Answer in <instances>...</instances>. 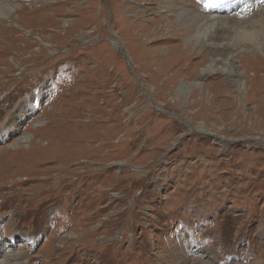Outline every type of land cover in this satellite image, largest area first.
Instances as JSON below:
<instances>
[{"label":"rangeland","instance_id":"obj_1","mask_svg":"<svg viewBox=\"0 0 264 264\" xmlns=\"http://www.w3.org/2000/svg\"><path fill=\"white\" fill-rule=\"evenodd\" d=\"M6 5L0 262L18 254V264H264V81L251 80L238 58L248 50L262 58V48L220 24L207 34L230 31L242 91L230 70H200L204 91L179 98L155 91L178 84L152 81L141 46L156 44L129 29L165 21L160 55L176 45L192 53L205 49L204 36L167 40L202 32L196 16L233 15L240 0H0ZM252 30L264 44V26ZM25 43L40 50L21 53ZM213 98L212 111L200 109ZM52 145L57 159L35 150Z\"/></svg>","mask_w":264,"mask_h":264},{"label":"bare ground","instance_id":"obj_2","mask_svg":"<svg viewBox=\"0 0 264 264\" xmlns=\"http://www.w3.org/2000/svg\"><path fill=\"white\" fill-rule=\"evenodd\" d=\"M240 2H241L240 7L235 9L236 11L234 12L233 15L230 14V11L228 9L223 14L220 12L221 10H219V11H210L208 13H204L196 16L197 19L194 18V20H196V23L202 22L203 24L202 26H207V28L202 32L200 31V28L194 29L190 27L184 30V36L174 35L167 40V41H172L173 39L180 40L181 38L183 40H187L189 38L188 34L190 32H193L194 33L193 35L196 36L195 37L190 36V38H194L197 44L198 40L196 39H200L201 36H204L206 41L201 45H203L205 49L197 50L196 48L193 50L192 53L190 52L189 46L182 47L181 45H176L173 48H171L170 52H167L165 55L162 56L160 55L159 53L160 45H158L159 43L158 39L163 37L164 31H166L165 28L169 26L168 24L165 23V21L159 22L156 19H150L148 21H145V23L131 24L129 26V29L136 32L135 36L137 37V40L147 37L150 39L152 44L153 43L156 44L154 47L150 46L151 48L148 49L144 45H142L144 47L141 46V48L144 49V55L142 57V60L143 59L149 60L148 62L146 61L145 64L149 65L148 71L151 70L152 81H156V80L161 81L162 79H165L167 83L171 80H175V82L178 84V86L175 85V83L165 84L163 86V89L158 87L155 90L156 92L158 93L166 92L171 94L175 93L179 98H181L186 96L187 91L195 89L197 87L200 90L204 91V88H202V85L199 83L201 81L200 70L202 72H206L207 75H210L213 72L219 71L218 73L220 72L223 73V72H228V70H230L231 71L230 75L233 82L237 86L238 90L242 91L243 89L242 73L239 72L237 67L235 66L237 59H235V53L232 50L233 47L231 46L230 43V31L225 30L224 33L220 36L218 35L210 36L211 34H213L212 31L217 30L218 28L217 26H219L220 24H227L230 26V28L232 26V30L235 29L237 32H239L240 36H242L243 38L242 41L253 43L252 46L257 48L256 50L262 48V58L258 57L254 53H250L252 52L250 50L247 51L249 53L244 52L240 54L238 58L240 64H242L243 67L247 66L248 69H251V72L253 73L251 80L259 79L261 81H264V47H262L264 46V44H263V36L261 34L262 31L259 30L255 32L254 30H252L253 27H259L261 29L262 26H264V18H263L264 13L257 14L258 13L257 10L259 8L264 10L263 9L264 3H262L260 0H240ZM245 9L247 10L245 11ZM12 10L13 9L10 8L9 5H6L5 7H1L0 22L8 20L9 14L12 12ZM250 15L251 16L253 15L255 17L248 18V16ZM175 17L177 18L179 17V15L176 14ZM238 17H241L243 21H239L237 19ZM180 19L181 18H178L177 20L180 21ZM241 22L242 24H240ZM7 23H9V21H7ZM9 31L10 32L13 31V33L19 32V30H15V29L14 30L10 29ZM207 33H210L209 35L210 37L208 36ZM4 39L7 38L4 37ZM37 40L38 42H42L39 39ZM42 44L44 45L45 43L42 42ZM187 44L190 45L191 41L188 40ZM114 45L118 47L117 43H115ZM32 48L34 50L39 49V47H37V45L34 46L33 43L32 44L25 43V46L24 45L21 46L20 52L21 53L23 51L26 52L31 50ZM7 50H8L7 53L9 52V50L13 51V49L12 48L9 49V47ZM6 56L7 54L5 53L3 56L0 57V65L2 64V62H4ZM132 59L134 60V57ZM135 59L137 61L141 60L138 59L137 57ZM183 76H186L189 79V82L183 80V82L181 81V84H179V81ZM209 92L210 91L207 90V93ZM199 107L200 109H204L205 113L210 112L214 109V107H216V99L213 98V100H211V103L208 108L204 107L202 101ZM204 128L205 127L202 126L200 132H205ZM23 140L26 142L27 138H24ZM40 148L41 147H37V149L35 150H37V153L42 156L46 155V157H49L51 159H57L59 157L60 152L56 145L49 146L48 147L49 150H44V151H42ZM73 238L74 236H70V235H67L66 237V239H73ZM78 238L79 237H77L76 239ZM18 260H19L18 254L8 255L4 260L0 262V264H18Z\"/></svg>","mask_w":264,"mask_h":264},{"label":"snow or ice","instance_id":"obj_3","mask_svg":"<svg viewBox=\"0 0 264 264\" xmlns=\"http://www.w3.org/2000/svg\"><path fill=\"white\" fill-rule=\"evenodd\" d=\"M215 4H223L225 3V0H212ZM262 3H264V0H261Z\"/></svg>","mask_w":264,"mask_h":264}]
</instances>
